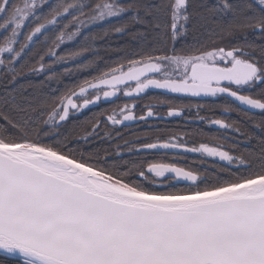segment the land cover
I'll use <instances>...</instances> for the list:
<instances>
[{
	"label": "snow or ice",
	"instance_id": "1",
	"mask_svg": "<svg viewBox=\"0 0 264 264\" xmlns=\"http://www.w3.org/2000/svg\"><path fill=\"white\" fill-rule=\"evenodd\" d=\"M97 24L102 34L90 31ZM113 35L127 37L118 58L61 92L72 69L53 65L98 69L97 42ZM146 89L225 98L221 118L200 117L223 132L198 145L125 140L101 155L92 142L113 139L102 125L155 115L149 106L137 117L127 103L83 135L65 128L72 114ZM122 147L198 154L212 174L123 160ZM114 157L123 164L107 167ZM0 264H264V0H0Z\"/></svg>",
	"mask_w": 264,
	"mask_h": 264
},
{
	"label": "flooded vegetation",
	"instance_id": "2",
	"mask_svg": "<svg viewBox=\"0 0 264 264\" xmlns=\"http://www.w3.org/2000/svg\"><path fill=\"white\" fill-rule=\"evenodd\" d=\"M228 99L230 100V98ZM161 101H164V103L162 104ZM125 103L130 106L133 104L135 105L133 113L137 117L145 115L149 106L152 107L155 115L151 118H147L146 121L137 119L135 121L125 122L127 127H117L115 130H112L111 126L105 127L102 125L99 130L100 134L103 135V133L107 131L111 134L113 139L112 141L106 140L103 144H101L98 139L92 142L97 148L106 146L100 149L101 155H103L105 149L111 153L115 150L116 144L123 146L125 140L136 141L137 139L144 140L148 138V142H156L158 138L167 139L170 136H184L191 142V133L195 130L201 132L206 129L209 133L223 132V130L218 131L215 126H209L206 121L202 122L200 117H207L209 119L221 118V105L225 103V98L202 96L188 97L181 94L164 93L159 89H146L144 93L133 98H125L120 94L114 102L101 101L98 104L91 105L78 114H72L65 127L69 131L71 127L73 129L74 126H79L78 133L83 135L84 128L89 125L94 117L101 113H111L114 108L123 107ZM169 108L179 109L181 114L169 117ZM223 117L229 119V122L238 118L237 113L234 112L223 114ZM118 134L122 139H116ZM130 147H139V145L133 144L130 145ZM118 151L123 152V160L144 159L146 156L147 159L156 162H169L174 160L179 166L185 168H188V165L194 163L193 156L200 158L198 154L194 153H183L181 156H175L173 150L163 149L150 150L147 154L140 153L139 155L134 152L130 154L128 149L124 147ZM123 160L119 157H114V159L107 161L106 166L112 168L114 162L123 164ZM129 167H131V165H129Z\"/></svg>",
	"mask_w": 264,
	"mask_h": 264
},
{
	"label": "trees",
	"instance_id": "3",
	"mask_svg": "<svg viewBox=\"0 0 264 264\" xmlns=\"http://www.w3.org/2000/svg\"><path fill=\"white\" fill-rule=\"evenodd\" d=\"M106 26L107 25H105V24H97V25L92 26L90 31L92 33H101L102 34L103 28ZM250 39H255V37H250ZM126 40H127L126 36H116V35H113L107 39L99 40L97 42V44H98L100 57L102 59H101V62L99 63V68L98 69L96 68V70L94 72H92V74H91V70L90 71H77L76 70V64L85 63L86 62L85 59H80L74 63H69V64H54L53 69L57 74H63L64 69L66 67L72 69L71 74L60 75V82L58 85L60 91L62 92L66 86L67 87L75 86L76 84L81 82L83 79L90 78L92 76L97 75L98 70L99 71L105 70V63H111L112 61H114L118 58L117 53L114 50L123 46L125 44ZM81 42L82 41H76V42H72V43H68V44L64 45L63 48L60 50V53L64 54L69 50H77L80 47ZM257 42L259 43L260 41L257 40ZM107 45H111V49L105 50V47ZM37 47H39V45H37ZM45 62H46V64H52L51 60H46ZM44 78H45L44 76H30V77H28V79H31L34 82H39L41 79H44ZM21 82H24V81H21ZM52 87H54V88L57 87L56 81L52 82ZM256 119H259V113L256 114ZM73 129H75V131L78 132L79 127L74 126ZM73 129L71 127V129L69 131H71ZM226 133H223V134L225 136H228L229 138L233 135L232 133L231 134L228 132H226ZM220 134H221V132L209 133L206 129L204 131L202 130L201 132L199 130H195L191 133V138H192V141H196L198 144L201 140H207V138L209 136H219ZM217 142L225 143V144L228 143L226 140H223V139L218 140ZM228 146H230V144ZM104 147H106V146H104ZM104 147L101 146V148H99V149H102ZM193 157H194V161H193L194 163H192V165H188L187 167H191L194 170H198L201 174L211 176V174H212L211 173V165L213 162L211 160H208L206 163L201 164V158H196L195 156H193ZM206 169L208 170L207 172H206ZM146 186L153 187V185H150V184H146ZM205 186H206L205 183H200L198 185V187H200L201 189H203ZM184 187H186V185L184 183L183 184L178 183V184H175L174 188H172V189H169V188L163 187V186H160V189L167 191V190H177V189H181Z\"/></svg>",
	"mask_w": 264,
	"mask_h": 264
},
{
	"label": "rangeland",
	"instance_id": "4",
	"mask_svg": "<svg viewBox=\"0 0 264 264\" xmlns=\"http://www.w3.org/2000/svg\"><path fill=\"white\" fill-rule=\"evenodd\" d=\"M96 70V68L94 67L92 70H91V74H92V72H94ZM180 183H184V182H180ZM157 187H160V185H157Z\"/></svg>",
	"mask_w": 264,
	"mask_h": 264
},
{
	"label": "water",
	"instance_id": "5",
	"mask_svg": "<svg viewBox=\"0 0 264 264\" xmlns=\"http://www.w3.org/2000/svg\"><path fill=\"white\" fill-rule=\"evenodd\" d=\"M155 90H157V89H155ZM161 91H163L164 93H167V92H165L164 90H161ZM179 95V94H178ZM181 95H184V94H181ZM185 96H191V95H185ZM203 97V96H202Z\"/></svg>",
	"mask_w": 264,
	"mask_h": 264
}]
</instances>
